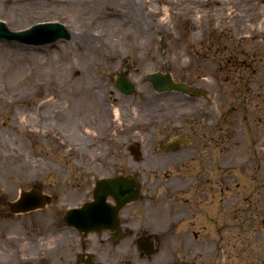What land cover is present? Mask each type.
Wrapping results in <instances>:
<instances>
[{"label":"rangeland","instance_id":"1","mask_svg":"<svg viewBox=\"0 0 264 264\" xmlns=\"http://www.w3.org/2000/svg\"><path fill=\"white\" fill-rule=\"evenodd\" d=\"M74 1L0 0V21L12 31L40 22H59L71 33V39L40 46L0 40V64L9 62L5 69L16 74L31 66L42 77L48 74L44 78L48 80L64 78V71H59L60 63L66 67L77 63L75 76L78 78L84 72L91 76L102 104L101 111L91 119L83 120L85 115L80 114L76 120L78 108L87 115L93 114V109L80 107L82 98H72L73 106L69 109L72 118L65 125L53 115L46 117L56 109L55 103L38 108L37 101H42L44 93L53 86L0 89V97L12 92L30 94L13 106L12 110L19 112V120L0 116V211H8L3 206L5 202L16 199L21 190L35 184L63 199L65 208L79 205L89 199L91 194L87 191L96 179L116 174L115 166L148 163V156L139 161L131 159L128 146L139 144L147 155L164 140L154 111L158 105L165 108L173 105L164 100L153 105L149 95L153 89L146 75L169 71L176 80L200 86L208 94L217 93L216 115H225L226 111L233 119L234 181L229 194L241 206L257 208L250 222L255 226L242 229L240 219L233 221V234L217 235L218 249L212 264H248L249 254L264 252V30L254 32L252 27L243 30L226 19L221 10V2L225 0H199L197 4L168 0L171 5H159L162 10L154 16L142 14L136 5L138 0L129 3L99 0L97 6L76 5ZM238 1V9H248L247 0ZM96 7L118 15L93 21ZM160 20L167 22L165 28L154 26ZM138 22L139 26H149L140 37H137ZM127 31L133 35L123 37ZM93 33L97 35L95 38ZM251 34L256 36L250 38ZM106 39L114 44L110 50L100 46ZM137 41L142 48L135 46ZM78 46L88 53L78 50ZM18 48L34 51L22 60ZM1 69L0 66V72ZM120 71L129 75L138 94L144 95L142 98L137 94L123 95L114 86ZM83 85L74 81L72 87ZM212 99L210 95L195 106L209 105ZM27 104L33 105L35 114L29 113ZM3 107L0 102V110ZM217 154L222 157L225 150ZM178 239L181 259V236Z\"/></svg>","mask_w":264,"mask_h":264},{"label":"flooded vegetation","instance_id":"2","mask_svg":"<svg viewBox=\"0 0 264 264\" xmlns=\"http://www.w3.org/2000/svg\"><path fill=\"white\" fill-rule=\"evenodd\" d=\"M151 87L153 105L162 100L173 105H158L154 111L164 140L140 156V160L148 156V163L115 166L116 174L103 176L138 177L142 184L139 200L117 213L116 202L109 197V211L96 221L65 222L66 202L50 193L51 202L43 208L25 213L0 211V264H212L217 235L233 234V221L240 219L242 229L255 226L250 222L257 208L241 206L229 194L234 181L233 119L226 111L216 115L218 94L205 91L198 98L192 91L159 93ZM210 95L209 105L195 106ZM224 150L218 158V151ZM31 188L46 193L39 184ZM91 190L87 191L89 199L72 207L91 201ZM9 202L3 205L6 209ZM91 223L98 227L91 228ZM247 261L264 264V252L249 254Z\"/></svg>","mask_w":264,"mask_h":264},{"label":"bare ground","instance_id":"3","mask_svg":"<svg viewBox=\"0 0 264 264\" xmlns=\"http://www.w3.org/2000/svg\"><path fill=\"white\" fill-rule=\"evenodd\" d=\"M99 0H75L76 5H87V6H94L98 3ZM123 3H129V0H122ZM135 1V0H134ZM191 4H197L196 1L199 0H189ZM248 2V9L242 10L238 9L237 7L240 5V2L238 0H225L224 2H221V10L223 15L226 19L234 22L235 24H239L240 27L243 30H247L248 28L252 27L254 32L262 31L264 30V0H247ZM163 4H169L168 0H138V4H136L142 14L148 15V16H154L157 13H160L162 8L159 5ZM97 6V5H96ZM190 8V6H188ZM124 10V9H123ZM126 11V10H124ZM113 15H118L115 11L105 12V10H101L98 7L95 8V15L92 19L93 21H98L101 19L108 20L112 18ZM123 23H128V20H122ZM140 22V21H139ZM138 22V29L137 31L139 34L137 37L144 35V28L149 29V26L141 25L139 26ZM121 23V24H123ZM154 26H157L158 29L165 28L167 26V22L165 20H160L158 23H154ZM127 34H123V37H127L130 35H133L132 32L127 31ZM96 34H92V37H96ZM256 34H251L249 37H255ZM144 38V37H143ZM142 38V39H143ZM113 42L110 39L103 40V43H100V46L108 47L109 50L114 47ZM136 47L142 48V45L139 43V41L136 42ZM96 47V45L94 46ZM78 50L83 51L84 53H88L87 50H85L82 46L77 47ZM20 51V59H28V56L31 51L34 50H28L25 48H18ZM4 52V51H3ZM11 56L17 57L15 53H10ZM19 59V58H18ZM9 62H6L5 65H1L2 67L0 72V89L3 91H10L13 89L22 88L24 86H30L31 88L28 89H36L41 87H50L53 86L51 89H48L47 93H44L43 100L37 101L38 102V108L41 107H47L51 105L52 103H55L56 109L52 111L51 114H46L49 117L53 115L55 118L61 119V121L66 125L68 120L72 118V114L69 112V109L73 106L71 99L74 100L82 98L80 107H84L85 109L92 108L93 114L88 113H82L80 112L81 109H77V113L75 114V119L78 120V116L80 114L85 115V117H81L83 120H89L93 117L95 113H98L102 109V104L100 101V92L96 86H93L95 83L91 76L88 75L87 72L82 73L78 78L75 76L73 70H75L77 63L74 65H71V67H66L64 63L59 64V71H64V78L60 79H52L49 78L48 80H44V78L48 75L42 77L39 73H37L36 69L34 70L31 66L24 72H18V74L9 72L8 68L5 69V66H8ZM10 65V64H9ZM68 65V64H67ZM69 66V65H68ZM4 67V68H3ZM67 69V70H66ZM56 75V74H53ZM74 81H79L80 83H83V86H73L72 84ZM46 83V85H45ZM24 96H27V98L30 97V94L21 93L17 94L15 92H12L9 95L0 97V102L2 103L3 110L6 108V110H0V116L3 114V116L8 117V120H19L20 115L19 112H15L13 109V106L15 104L21 103L24 100ZM70 96V97H68ZM58 100H60V103H58ZM61 100H64L61 102ZM27 110L30 114H35V109L33 108V105L27 104ZM31 108V109H30ZM83 108V109H84ZM24 111V112H27ZM31 110V111H30ZM22 112V111H21ZM23 112V113H24ZM118 111H116L117 113ZM42 116V115H41ZM5 117V118H6ZM43 117V116H42ZM9 121V122H10ZM69 133V132H68Z\"/></svg>","mask_w":264,"mask_h":264},{"label":"water","instance_id":"4","mask_svg":"<svg viewBox=\"0 0 264 264\" xmlns=\"http://www.w3.org/2000/svg\"><path fill=\"white\" fill-rule=\"evenodd\" d=\"M70 38L71 34L69 30L59 22L39 23L25 30L12 31L6 26L5 22L0 21V40L39 46ZM147 80L152 83L158 92L171 90L189 92V87L183 82L174 81L169 72L163 73L159 71L150 73L147 75ZM115 85L126 95L136 93L135 84L128 79L124 72L117 74ZM195 94L199 96L200 90H197ZM129 149L137 158L141 155L140 146L130 145ZM92 193L94 200L86 203L82 208L68 210L66 221L72 219L80 221L86 218H90L91 221L99 219L103 212L109 210L107 208L109 205L107 198L110 196L116 201L117 206L115 207V211L118 212L125 204L139 199L141 196V183L138 178L133 176L98 179L95 182ZM50 202L51 199L48 195L33 188L29 191H22L18 200L10 202L8 208L14 213L27 212L44 207ZM92 224L94 223H91L90 227H98Z\"/></svg>","mask_w":264,"mask_h":264}]
</instances>
